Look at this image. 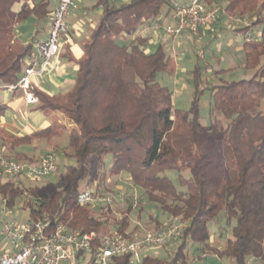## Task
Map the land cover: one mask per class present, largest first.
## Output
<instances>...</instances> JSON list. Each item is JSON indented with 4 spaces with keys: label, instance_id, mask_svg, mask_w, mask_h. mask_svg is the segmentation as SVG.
<instances>
[{
    "label": "trees",
    "instance_id": "1",
    "mask_svg": "<svg viewBox=\"0 0 264 264\" xmlns=\"http://www.w3.org/2000/svg\"><path fill=\"white\" fill-rule=\"evenodd\" d=\"M219 1L204 0L209 7ZM222 1L226 16L239 19L234 25L241 35L246 28L259 26L248 34L250 40L242 41L243 65L254 69L253 75L207 87L212 96L209 113H221L224 126L200 121L198 94L204 89L200 66L193 70L190 107L174 108L172 91L156 79L159 72L176 69L170 53L161 43L147 50L151 36H133L145 23L167 17L182 2L96 0L92 7H100L101 12L81 43L83 54L71 90L50 96L33 86L37 110L44 115L61 111L74 126L66 130L54 122L30 134L8 135L2 143L5 149L0 150L8 158L33 160L26 152H9L8 148L41 141L72 157L74 163L66 165L55 181H22L19 187L13 180L0 179V194L9 196L8 204L28 205L31 215H46L53 224L70 229L117 228L130 237L159 229L174 217L187 219L181 235L172 242L179 243L171 259L146 254L140 264H185L188 239L201 244V252L222 258L226 264L264 263V113L259 109L264 97V0ZM49 2L0 0V83H16L34 53V39H18L15 24L29 20L49 28L53 9ZM16 3L20 6H13ZM127 35L131 38L124 41ZM204 143L219 145V168H208L213 160L202 151ZM169 170L178 173L180 187L166 175ZM185 170L186 177L182 175ZM111 176L129 179L139 191L137 197L130 193L114 208L78 203L81 182L113 191ZM24 191L36 203L25 201ZM142 197L166 215L165 221L148 214L146 222L136 224L142 220ZM222 209L234 224L224 244L215 246L209 242L207 222ZM114 264H130L129 256L116 257Z\"/></svg>",
    "mask_w": 264,
    "mask_h": 264
},
{
    "label": "built area",
    "instance_id": "2",
    "mask_svg": "<svg viewBox=\"0 0 264 264\" xmlns=\"http://www.w3.org/2000/svg\"><path fill=\"white\" fill-rule=\"evenodd\" d=\"M52 1L54 6L46 37L33 40L34 53L26 60L16 83H0V91L22 90L26 104L37 101L32 77L53 68V61L68 41L70 25L67 16L79 9V0ZM222 12L220 6L209 7L204 0H186L171 11L168 21L164 22L161 18L149 27L138 28L133 36L146 35V31H151L156 38L162 35L168 38L174 49L180 38L186 34L196 36L202 29L209 28ZM243 39L248 41L250 37L244 35ZM58 174L55 153L52 151L25 161L8 158L0 151V179H15L19 187L23 186L21 177L46 179ZM86 186L79 192L77 201L90 208H114L127 197L120 190L103 192L88 184ZM21 197L25 201H37L26 191ZM0 201L2 214H12L7 220L0 218V241L7 239L14 246L13 250L0 247V264H114L116 257L126 255L130 264H140L142 256L148 254L145 250L173 242L188 223L187 219L174 217L166 220L159 229L145 230L140 235L130 237L117 228L101 232L70 229L62 223L53 224L46 215L34 216L29 213L26 219L19 220L16 209L8 204V196L0 195ZM26 208L30 210L28 205ZM136 224L140 225L138 222Z\"/></svg>",
    "mask_w": 264,
    "mask_h": 264
},
{
    "label": "rangeland",
    "instance_id": "3",
    "mask_svg": "<svg viewBox=\"0 0 264 264\" xmlns=\"http://www.w3.org/2000/svg\"><path fill=\"white\" fill-rule=\"evenodd\" d=\"M123 0H116V3H119ZM262 0H257L261 2ZM221 2L215 3V6H222ZM79 4L88 5L87 0H79ZM213 6V5H212ZM98 11L93 10L91 12L92 16L98 19ZM74 13L69 14L68 18H75ZM224 14V11L219 14V18L215 24L211 27L210 30L205 31L200 36H191L184 35V38H180V42L184 43L183 46H176L174 49H171L170 41L168 38L162 35L156 36L151 34V31H146L149 35L151 34L152 41H149L147 45V50L153 51L158 43H161L164 48L170 53L171 61L173 66H175L174 71L164 70L157 74V81L169 87L173 95V106L174 108H183L188 109L190 107L191 100L194 96V84H193V70L195 66H200V86L204 87L199 96V114L200 121L204 125H208L212 122L216 123L218 126H224L226 123L225 118L221 113H216L211 115L209 113L210 107L212 105V96L211 90L207 88L208 86L219 84L223 81L237 80L240 78H249L253 75L254 69H246L243 65V52L241 49V39L237 41L235 34L229 30L228 24L225 22V19L220 15ZM231 18V17H230ZM164 19V18H162ZM74 20H72L73 22ZM234 24L240 23L239 19L231 18ZM156 22V21H155ZM144 24L143 26L149 27L153 23ZM164 22H166L164 20ZM41 24L34 23L33 21L26 20L22 23L15 24V35L19 36L21 40H26L30 36H40L45 32L44 28H40ZM73 27V25H72ZM257 27H248L245 29V35L251 34L253 31L258 29ZM73 29V28H72ZM36 30V31H35ZM186 36H191V40L186 39ZM244 35H241L243 38ZM130 35L125 36L124 41L130 39ZM120 43L122 41H119ZM207 67H210L207 70ZM227 68V69H224ZM229 68V69H228ZM224 69L225 71H218ZM259 109L264 113V97L260 101ZM62 128H67L65 124H59ZM68 126V125H67ZM61 147V146H60ZM202 151L213 160L208 168L215 169L219 168L217 162L220 159L219 155V145L217 143L207 144L204 143L201 145ZM47 151H52L55 153L56 163L58 165L59 172L65 170L66 165H71L74 163L72 157H64V155L53 151L51 148H48ZM216 166V167H215ZM166 175L172 180L175 186L180 187L179 175L174 170L166 171ZM182 175L184 177L188 176V171H183ZM24 183H38L41 184L44 180L55 181V176H49L46 179H33L29 180L24 177H21ZM2 181L8 180L7 178H2ZM15 181V179H12ZM109 184L113 185L114 189L120 190L129 196V194H134V197H137L138 190H136L132 185L129 179L122 176H111L109 178ZM88 185L93 187V182H88ZM87 187L85 182L80 183V190ZM141 202L143 203L144 211L142 212V220L140 225H142L147 220L148 214H152L159 219L165 221V214H163L155 204L148 203L144 197H142ZM132 213V217H133ZM234 224V220H227L224 210L222 209L215 218L209 219L207 222V227L210 232L209 242L215 246H222L225 240L231 235V229ZM179 242L169 243L164 246H156L150 250H145L144 252L151 255H158L161 259H171L175 249L177 248ZM201 244L193 242L190 239L187 240V245L184 248L183 252L185 254V264H226V261L222 258L214 256L207 251L201 252L198 247ZM201 255L199 259L198 256ZM179 263V261L177 262ZM248 264H254L251 261Z\"/></svg>",
    "mask_w": 264,
    "mask_h": 264
},
{
    "label": "crops",
    "instance_id": "4",
    "mask_svg": "<svg viewBox=\"0 0 264 264\" xmlns=\"http://www.w3.org/2000/svg\"><path fill=\"white\" fill-rule=\"evenodd\" d=\"M95 1L96 0H87L88 5L79 4V9L75 12V14H73L75 18L67 19L70 25L67 31L68 41L63 44L58 57L53 61V68L44 72L42 75H36L32 77L33 86L38 88L40 91H43L50 96H60L69 92L73 87L75 83L76 70L78 68L77 61L82 57L83 54L81 43L85 38H87L90 33V29L96 24L97 21L96 17L91 15V12L96 10L98 11L97 14L99 15L101 12L100 7H92ZM184 1L186 0H179L180 3ZM13 6H20V4L16 3ZM49 6H54L52 0H50ZM220 16L222 18H220L218 22L224 18L232 34L236 33L235 36L237 37V41L241 39L242 42L243 38H241V33L235 30L236 26L234 25L233 21H231V18L224 14H221ZM163 18L165 21H168V16H164ZM72 20L74 21L72 22ZM33 22L36 23L35 21ZM215 23L216 22L213 24ZM213 24L209 28L202 29L197 36H200L205 31L210 30ZM48 29L49 28L46 25V27H44L45 32H43V34L35 37L30 36L26 40H21L19 36H15L23 42L30 39H43L46 37ZM146 35L148 34L146 33ZM186 37L188 40H191L192 38L191 36ZM149 41H152L151 37ZM149 41L147 42L146 46L149 45ZM169 45L171 46V44ZM179 45L183 46L184 43L179 41L177 46L180 47ZM209 69L210 67H207V70ZM34 105L35 103H25L22 90L0 91V150L5 149L2 143L4 137L8 135L21 136L24 134H30L31 132L46 127L54 122L58 124H65L67 127L66 130H69L74 126V124L61 111L54 110L51 113L44 115L40 110H37ZM48 148L51 147L46 145L44 142L34 141L29 145L21 144L13 149L8 148V151L26 152L29 157L36 159L40 154L47 152ZM1 208L2 205L0 201V218L4 220L9 219L12 214L3 215ZM12 208L14 210L16 209L17 218L19 220H24L29 215V210L26 208V206L20 207L18 203H15ZM0 247L7 248L8 250L14 249V246L7 239H2L0 241ZM251 262L254 264H262V262L258 261Z\"/></svg>",
    "mask_w": 264,
    "mask_h": 264
}]
</instances>
